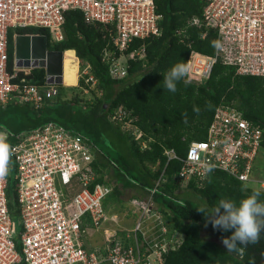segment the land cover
<instances>
[{
  "label": "built area",
  "instance_id": "1",
  "mask_svg": "<svg viewBox=\"0 0 264 264\" xmlns=\"http://www.w3.org/2000/svg\"><path fill=\"white\" fill-rule=\"evenodd\" d=\"M71 9L80 10L86 23H98L109 33L112 46L103 48L101 59L112 79L125 78L131 61L146 59L145 40L161 35L162 15L155 0H0V105L15 101L38 109L45 98L57 96V84L47 77L43 85L27 78L32 67H19L14 58L8 69L7 34L9 28L43 27L50 42L57 43L64 39V13ZM191 27L214 29L216 43L214 55L190 51L186 81L207 79L217 61L233 66L238 75L264 76V0H206L201 15H193L175 31L187 46L192 43L187 40ZM205 34L206 30L201 37ZM136 40L139 43L133 45ZM78 77L87 85L81 86L84 93L96 83L88 62L79 67ZM108 117L141 149L148 147L150 139L144 138L130 109L119 104ZM8 136L15 138L9 155L16 168L18 222L7 203L6 160L0 165V264H164L165 255L180 246L182 234L170 228L153 198L162 174L142 200L130 202L133 226L110 227L107 223L116 219L103 202L112 186L95 182L94 154L83 135L48 121L18 133L0 130V140L6 142ZM263 141L264 127L222 101L214 109L205 139L192 140L182 158L171 148L164 154L168 160L180 159L181 188L190 183L203 187L211 167L264 192V177L254 175ZM84 217L94 228H102V249L84 246Z\"/></svg>",
  "mask_w": 264,
  "mask_h": 264
},
{
  "label": "trees",
  "instance_id": "2",
  "mask_svg": "<svg viewBox=\"0 0 264 264\" xmlns=\"http://www.w3.org/2000/svg\"><path fill=\"white\" fill-rule=\"evenodd\" d=\"M205 3L206 0H155L156 11L162 15L159 22L161 35L145 40L146 59L131 61L128 75L120 80L109 76L108 66L101 59L103 48L112 46L109 33L98 23H86L78 9L65 11L64 39L57 43L50 42L47 28H9V70L14 61V35L43 34L48 50L73 49L79 67L88 62L96 83L88 87L91 97L85 105L77 97H63L68 88H75L63 84H57V96L45 98L38 109L15 101L0 105V130L18 133L53 121L83 135L94 154L95 182L112 185L106 199L120 201L127 189L139 191L145 197L147 189L154 187L162 174L153 198L170 228H176L182 234L180 246L165 255L164 264H264V235L257 244L250 245L243 256L229 253L222 237L231 233L214 230L211 223L205 226L206 217L197 210L201 206L211 209L221 199L239 201L258 188L220 170L209 172L200 188L190 183L188 188L182 189L177 176L181 165L179 158L186 155L192 140L206 138L207 127L220 102L232 103L242 116L264 127V76L238 75L233 66L217 61L209 77L200 83L184 79L177 83L174 93L164 87V74L176 63L186 62L192 49L214 55V29L189 28L187 40L192 42L190 46L179 42L175 36L176 29L183 27L190 17L201 15ZM205 30V36L201 37ZM138 43L136 40L133 45ZM27 78L43 85L45 69L31 68ZM77 86L81 90V86L87 85L79 78ZM119 104L130 109L136 117L135 123L143 131L144 138L150 139L147 148L141 149L139 143L109 120L108 114ZM14 140L13 136H8L6 143L9 145ZM262 146L264 149V141ZM166 148L173 149L179 158L168 160L164 154ZM6 160L9 164L7 203L15 217L16 168L9 152ZM244 185H247L246 191H242ZM186 189L192 190L201 201L182 198ZM261 193V199H264V192ZM103 205L105 207L104 202ZM203 227L210 235H202Z\"/></svg>",
  "mask_w": 264,
  "mask_h": 264
},
{
  "label": "clouds",
  "instance_id": "3",
  "mask_svg": "<svg viewBox=\"0 0 264 264\" xmlns=\"http://www.w3.org/2000/svg\"><path fill=\"white\" fill-rule=\"evenodd\" d=\"M190 67L186 62L173 65L164 74V87L170 92H176L177 83L187 77ZM8 152L9 145L0 140V165L6 161ZM211 171V167L206 169V172ZM246 190L247 185H244L242 191ZM261 195L259 189H254L239 201L221 199L211 209L204 206L197 208L206 217L205 226L211 223L214 230L231 233L230 236L222 237L227 252L243 256L247 248L257 244L264 235V199H261Z\"/></svg>",
  "mask_w": 264,
  "mask_h": 264
},
{
  "label": "water",
  "instance_id": "4",
  "mask_svg": "<svg viewBox=\"0 0 264 264\" xmlns=\"http://www.w3.org/2000/svg\"><path fill=\"white\" fill-rule=\"evenodd\" d=\"M14 40L17 66L42 67L49 83L63 84V52L48 50L45 35L18 34Z\"/></svg>",
  "mask_w": 264,
  "mask_h": 264
},
{
  "label": "crops",
  "instance_id": "5",
  "mask_svg": "<svg viewBox=\"0 0 264 264\" xmlns=\"http://www.w3.org/2000/svg\"><path fill=\"white\" fill-rule=\"evenodd\" d=\"M70 51L74 52L75 57H73V58H75L77 61V73H76L77 77H76V83L74 85L63 84L66 87L77 86L78 85V79H79V77H78L79 59L75 54V50H73V49L62 51L63 55H64L63 56V74H64V70H65L64 67H65L67 57H68V55L73 54ZM182 189H185V188H182ZM126 193H128V198H126V202H125L126 204L123 205V208H121V209L119 208V210H115V211L110 212V213H113L111 215H113L114 218L116 219L115 221L113 220V222L110 223V225H109L110 227L131 228L134 224L135 213L131 212L132 208H134V206H132L130 202H132L133 200H136V201L142 200L144 198V196L139 191L131 190V189L125 190L123 192V195ZM123 195L121 196V200H123L122 199ZM128 208H130L131 211H128ZM82 227L85 229V233L83 235V243L87 249H89V250L102 249L105 246V237H104V232H103L102 228H100V229L94 228L90 224L88 217L83 218Z\"/></svg>",
  "mask_w": 264,
  "mask_h": 264
},
{
  "label": "rangeland",
  "instance_id": "6",
  "mask_svg": "<svg viewBox=\"0 0 264 264\" xmlns=\"http://www.w3.org/2000/svg\"><path fill=\"white\" fill-rule=\"evenodd\" d=\"M70 52L73 53L72 57H75L74 52L73 51H70ZM75 65H77V61L75 62ZM75 83H76V78L70 79L69 82H65V83L63 81V84H65V85H74ZM63 97H68V98L77 97L79 100H81V102H83V105H85L87 101H90L89 98L91 96H90V92L84 93L80 90V88L78 86H75V88H68L67 91L65 93H63ZM254 175L257 177H261V176L263 177L264 176V151H260L258 157L255 160ZM181 197L182 198L188 197L193 202L196 201L195 199H197V201L200 200V198L190 189L184 190L181 194ZM126 198H128V193L124 194L122 197L123 200H120V201L105 198L104 204H105V208H106L107 212L109 211L108 214H110V216H113V215H111L113 213H110V212L115 211V210H119V208L120 209L123 208V205L126 204L125 203ZM128 211H131V209L128 208ZM14 218L18 222V218L16 216ZM113 220L114 219H110V222L108 223V225H110V223L113 222ZM202 235H210V233L208 232L206 227L202 228Z\"/></svg>",
  "mask_w": 264,
  "mask_h": 264
},
{
  "label": "bare ground",
  "instance_id": "7",
  "mask_svg": "<svg viewBox=\"0 0 264 264\" xmlns=\"http://www.w3.org/2000/svg\"><path fill=\"white\" fill-rule=\"evenodd\" d=\"M76 59L72 55H68L63 74V81L69 82L70 79H75L77 77V65H75Z\"/></svg>",
  "mask_w": 264,
  "mask_h": 264
}]
</instances>
